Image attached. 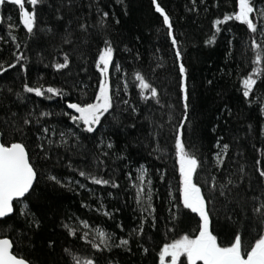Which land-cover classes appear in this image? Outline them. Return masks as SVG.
I'll return each instance as SVG.
<instances>
[{"label": "trees", "instance_id": "16d2710c", "mask_svg": "<svg viewBox=\"0 0 264 264\" xmlns=\"http://www.w3.org/2000/svg\"><path fill=\"white\" fill-rule=\"evenodd\" d=\"M164 2L168 6L165 13L170 18L172 33L176 32L181 40V56L184 57L187 80L194 91L193 141L196 144L199 141L211 145L212 132L216 129L234 142L243 138L244 129L248 126L264 133V99L257 91L262 75L257 79L250 96L246 98L243 95V80L254 68L263 69V63H252L256 54L252 41L255 39L259 44L258 31L251 33L247 28L249 55L245 69H241L240 65L245 60L242 51L228 57L227 44L220 50L214 48L223 25L216 32L214 21L238 10V0H228L221 5L210 1L205 5L195 6L189 0ZM27 8L31 11L28 5ZM112 8L116 13L111 11ZM97 10L108 13L106 20L94 19L93 14ZM81 24L88 26L87 32L81 31ZM167 30L169 29L164 25L163 17L155 11L150 0H45L44 4L37 7V22L33 33L21 41L19 48L14 45L7 56L0 54V65L4 68H8L10 64L16 65L0 74L1 141L6 144L24 143L30 162L37 172L33 189L26 196L30 202V218L26 219L24 229L9 226L13 233L7 238L13 244V254L18 258L22 257L16 251L23 255L25 261L30 260L34 264H75V259H79L81 264L88 259L94 260L95 264H109V260L114 264H157L156 258L163 245L183 236H171V224L167 218H163L159 220L158 237L162 245L158 252L142 242L144 246H136L134 255L117 253L108 256L104 250L92 248V243L98 244L92 235L87 234L83 243H79L69 234L71 227H64L76 217L87 222L91 228L99 227L112 232L116 222H124L127 215L124 204L128 200L118 183L117 169L106 157L104 150H99L97 134L83 131V126L72 124L69 116L65 115L75 114L67 108V104L77 103L78 95L85 91L87 78L82 73L91 71L87 66L99 43L111 38L117 45L114 56L120 60L123 71L130 77L140 98L135 73L167 82V74L160 59V53L172 47L169 40L166 42L167 48L163 45L162 36L168 35ZM68 33H71L70 43L65 42ZM209 40L212 43H208ZM21 55L23 59L17 63V57ZM65 55L69 59L68 67L58 70L55 65L63 63ZM71 67L74 68L73 71ZM47 72L52 78L47 79ZM46 80H55L64 95L46 99L24 91L25 85L46 89ZM159 99L160 104L154 100H141L145 109L151 105L169 117L168 105L162 102L160 94ZM41 113L49 115L41 116ZM118 117L121 119L112 123L110 129L113 133L108 136L118 147V159L129 157L135 161L154 162L152 151L145 149L152 145V137H148V133L139 134L133 130L136 124L133 115L122 113ZM24 119H30L32 123L25 125ZM142 121L143 126H153V137H160L159 130L164 123L154 120L149 112L143 115ZM17 127L22 131H17ZM44 127L51 130L47 136L41 131ZM237 131L240 132L239 138ZM60 133L65 135L61 137ZM38 137L43 138L39 141ZM49 140L52 141L51 144ZM257 147L264 153V142L258 143ZM235 152L243 155L245 150L237 147ZM177 166L176 178L180 182L178 162ZM243 167L242 158L234 162L228 173L232 184L241 178V169L245 172ZM81 170L110 180L118 186L94 184L90 179L79 175ZM50 176H55L60 182L50 180ZM258 181L261 192L264 193V180L258 178ZM247 183L248 181L241 190L234 193L231 211L225 213V221L229 226L222 223L219 225L224 241H233V236L242 227V216L246 211L250 214L255 207L254 196L244 197L241 194L246 192ZM262 200L264 201V195ZM182 208L186 216L185 222L196 223V231L197 215L183 205ZM249 220L251 223L255 221ZM0 238H6L3 231H0ZM144 247L149 250L147 255ZM66 249L70 251L66 252Z\"/></svg>", "mask_w": 264, "mask_h": 264}, {"label": "rangeland", "instance_id": "374dc122", "mask_svg": "<svg viewBox=\"0 0 264 264\" xmlns=\"http://www.w3.org/2000/svg\"><path fill=\"white\" fill-rule=\"evenodd\" d=\"M150 1L153 3V0ZM210 1H215L216 5H221L228 0H189V2L194 6L205 5ZM157 2L164 9V11L167 10L168 6L165 4L164 0H157ZM254 3L257 9H264V0H257ZM25 7L27 8V4ZM111 11L116 13L114 8H112ZM103 13L105 12H100L99 10L95 11L93 14L94 19L101 18V20H106V17H103ZM9 17H11L10 20L8 19ZM254 23H256L258 28L259 44L264 45V35H262L260 31V29L264 27V20H262L258 13L254 14ZM247 31L246 25L238 21L233 20L226 22L222 25L221 31L214 46L215 50H220L227 44L229 50L228 57L238 55L239 50L242 51L245 60L243 59V61L240 63L241 69L246 68L249 55ZM168 32L169 30H167V34ZM28 34L29 33H27L26 29L21 23L18 6L10 3L0 6V54H2L3 57L7 56L11 52L13 46L20 44L21 41L28 37ZM172 34L178 41L176 48L182 52L181 40H179V36L176 32ZM12 36L15 37V41L12 40ZM162 37L163 45H165L164 48H167L168 43L166 42L168 40L171 42V38L169 35ZM105 40L109 41L114 49L113 65L118 64L121 70L116 71L114 66H110L109 68V80L112 86L114 106L110 112L105 114V117L102 118L101 125L97 126V131H95V134H97L99 150H104L106 157L111 163L114 164L117 169L118 183L121 187L124 197L128 201H126V204H124V207L127 211L126 220L124 222L120 220L117 221L112 232L105 231L106 233L112 234L113 236V239L109 241L112 247L104 248V245H100V247L104 249V252H106L108 256H114L117 253L131 256L135 254V251L138 247L144 246L142 242H146L151 248L154 249L155 252H158L162 245L158 237L160 219L167 218L169 220L171 224L169 233L171 236H178L184 233L193 234L196 227V223L185 222L186 216L182 208L179 191L180 182L176 178V170L178 166L174 147V132L175 127L180 123L184 113L182 92L180 87L181 76L179 73V64L182 62L185 66L184 57L181 56L178 60L175 55L176 48L173 46L172 48L170 46L165 52L160 53V59L167 74V82H161L155 77L145 76L148 82L157 88L162 102H165L168 105L169 117H167L163 115V112H160V109H157L154 106L150 105L147 107L148 109L144 108L145 105L136 94L130 77L123 71L120 60L114 56L115 52H117V45L111 38ZM105 40H102L99 43L91 63L87 66L89 69H91V71L89 72L86 70L84 73H82V76L87 78V82L84 84L85 91L81 93V95H78L77 103L84 104L94 101L95 95L98 92L99 83L102 79L100 72L96 68V62L98 60L99 51L104 47ZM262 65L264 69V63ZM46 69L48 70V68ZM71 70L73 71L74 68L71 67ZM46 77H48L47 79L52 78L49 72L46 73ZM46 82L47 87L61 89L55 80H46ZM125 84H127L126 88L124 87ZM187 85L189 107L188 119L186 121L183 139L187 146V150L193 152L201 160V168L198 170V175L195 178V182L200 184L206 196L212 197L209 208L211 209V229L213 234L217 236L218 242L221 243V245L228 246L230 245L232 239L226 241L223 240V233L220 230L219 225L222 223L227 227L229 226V224L225 221L227 217L225 213L229 212V210L231 211L230 206L232 205L234 193L237 192L238 189L241 190L242 186L244 187L245 185L244 183L248 181L246 192L244 193L243 191H240L243 192L241 194L244 197L248 195L254 197L259 196L260 199L255 200L254 206H258L259 203L263 201L261 187L258 181V178L261 179V177L259 176L257 169H264V153L258 149L257 144L264 142V133L258 131L253 126H248L244 129L245 133L243 138L234 142L233 140L226 138L224 134L219 133V131L216 129L212 132L213 141L211 145H206L199 141L198 144H196L192 139V118L193 108L195 105V99L193 97L194 91L188 80ZM257 91L263 96L264 99V75L261 76L257 84ZM125 100L128 101V104L124 103ZM133 108L136 110L133 111ZM147 112L153 115L154 120L165 124L163 128L159 130V138L153 137V135H151V129L153 128L152 125L147 124L146 126H143L142 118ZM122 113L128 116L133 115L136 121V124L133 127L135 132H139V134L148 133L147 136L152 137L153 146L151 145L149 146L150 148L145 149H149L150 152L152 151V154L155 156L154 162L135 161L133 159L131 160L129 157L118 159L116 154L118 147L110 138H108V136L113 133V130L110 129V126L112 123H116V121L121 119L118 116H120ZM71 123L76 124L72 121ZM237 135L239 138V131H237ZM38 139L39 141L41 140L40 137H38ZM217 141H219L221 144L229 145L228 152L224 159V164L220 167H217L215 162V153L219 151V149L216 147ZM108 144H111L112 147L108 148ZM237 147L244 148L245 153L243 155L236 153L235 148ZM240 158H242L245 172H241V178H239L235 184H228L230 179L228 178V173L233 168L234 162ZM257 161L260 163L258 164ZM141 167L147 171L145 179L151 180L152 197L150 201H148L147 197H145L143 205L138 204L136 201V185L139 184L137 175ZM212 177H215L218 184L226 183L228 185L225 189L224 196L219 195L218 191L209 192V185L206 184L205 181L207 180L210 182ZM257 189H259V192H257ZM149 203L151 204L152 209H154V211H151L150 214L143 211V208ZM29 210L30 202L27 198H24L14 204V212L9 218L0 221V231H3L6 234V238L11 236L13 233V230L9 226L12 225L19 230L24 229V223L26 222V219L30 218ZM242 217L244 221L239 232L241 233L245 247L247 248L252 243H254L255 239L258 237L260 225L258 223V218L254 217L252 211L250 214L248 211H246ZM249 219H254L255 221L251 223ZM141 223H143V232L138 233L135 230L139 228ZM84 224L85 223L82 219L76 217L69 221V226L71 229L75 230L76 233L75 235H72L73 239L79 243H83L85 234H89L97 240L98 244H100L96 230L103 229L99 227L94 229L91 228V226L85 227ZM121 239H127L129 244L127 246L116 247L115 245L119 244ZM16 253L25 259L23 255L19 254V252L16 251ZM147 253H149V250L145 252V255H147ZM27 262L29 264H34L30 260ZM108 262L109 264H114L111 262V260ZM157 264L159 263L157 262Z\"/></svg>", "mask_w": 264, "mask_h": 264}, {"label": "snow or ice", "instance_id": "6c2138e0", "mask_svg": "<svg viewBox=\"0 0 264 264\" xmlns=\"http://www.w3.org/2000/svg\"><path fill=\"white\" fill-rule=\"evenodd\" d=\"M71 2V0H69ZM10 3L18 6L19 16L23 27L27 33L31 34L36 27L37 22V7L45 3V0H0V6ZM28 5L31 11L25 7ZM155 5V11L163 17V23L169 29L168 35L171 38V44L176 48L178 41L172 34V24L169 16L165 13L164 9L160 6L157 0H153ZM258 13L264 20V9H257L255 7L254 0H238V10L232 14L225 15L222 19L214 21V27L216 32L220 31V25L235 20L244 25L250 30L251 33L258 31L256 23H254V14ZM108 13H103V17H107ZM9 20L11 17L8 18ZM118 22V21H117ZM87 25L81 24V31L87 32ZM261 34L264 35V27L260 29ZM10 34V33H9ZM71 33L65 38L66 43H70ZM15 41V37H11ZM214 40V37H213ZM208 43H212L209 40ZM19 48V44H17ZM252 48L255 50V59L252 61L255 65H261L264 63V45L258 44L255 39L252 41ZM113 52L114 49L111 43L107 40L104 41V47L99 51L98 60L96 62V68L101 74V81L98 86V92L95 95L94 101L91 103H68L67 108L73 110L75 114L65 113L69 116V119L76 123L77 126L83 125V131L87 133H93L97 131V126L101 125L102 118L105 114L109 113L113 108V92L112 86L109 80V68L114 66L116 71H120V66L113 65ZM175 55L179 60L181 52L176 48ZM23 59V56L17 57V63ZM69 64L68 56H64V62L58 63L55 67L59 69L67 68ZM15 64L8 65V68H14ZM23 67V66H22ZM8 68H4L0 65V74L8 71ZM186 68L183 63L179 64V73L181 76V92L183 100L184 113L180 123L175 127L174 132V147L177 162L179 165L180 176V198L182 205L185 209L190 210L199 217V224L194 235L185 234L178 239H175L171 243L164 244L159 251L158 260L159 264H264V201L260 202L258 206L253 207L252 212L254 217L258 218L260 225V231L258 237L255 239L249 247H245L242 235L237 232L233 241L228 246H222L218 242V238L211 229V209L209 208L211 196H206L202 190L200 184L195 182V178L198 175V170L201 168V160L193 153L187 150V146L184 142L183 136L186 128V121L188 119V85ZM264 75V69L254 68L252 73L243 80V95L249 97L253 92V86L256 85L257 79ZM255 77V78H254ZM135 81L138 82L139 95L144 101L154 100L157 104H160L159 92L146 77L139 72L135 73ZM127 87V84L124 85ZM24 91L27 93H34L37 97H44L46 99H52L56 96H63L62 90L48 87L43 89L41 87H30L25 85ZM50 94V95H49ZM128 104V101H124ZM163 106V105H161ZM136 109L133 108V111ZM49 113H41V116H47ZM25 125H30L32 121L30 119H24ZM17 131H22L19 127ZM45 136L50 133L48 127L41 129ZM52 134H55L54 132ZM61 137L65 133H60ZM72 135H75L74 133ZM0 136H3V132H0ZM43 137H41L42 139ZM52 141L49 140V144ZM66 143V141H64ZM43 147V145H41ZM108 148L112 145L108 144ZM216 147L219 149L215 153V162L217 167L223 166L225 156L228 152L229 145L221 144L217 141ZM106 155V153H105ZM259 164L260 162L257 161ZM241 171H243L241 169ZM259 176L264 180V169H257ZM79 175L90 179L92 183L97 185L111 184L113 187H117L115 183L110 180L98 178L92 176L83 170L79 172ZM146 169L141 167L137 175L139 184L136 185V201L138 204L143 205L145 197L147 200H151V180H146ZM50 180L59 183L55 176H50ZM37 180V172L30 162L29 152L27 147L22 142H0V218H5L14 212V201L22 200L33 189L34 182ZM209 185V192H219V195H225V189L227 184H218L215 177L211 178V181H205ZM232 181L229 180L228 184ZM83 187V185H81ZM147 188V191H146ZM261 195H264L262 193ZM254 200H259V196L253 197ZM143 211L149 214L152 209L151 204H147L143 208ZM108 215V213H105ZM88 227L87 222L84 224ZM65 228H69V225L65 224ZM97 236L100 244L92 243V248L102 251L100 245H104V248H110L112 245L109 243L113 239L112 234L106 233L103 230L97 229ZM138 233L143 232V223L136 229ZM69 234L75 235V230L69 228ZM87 234H85L86 236ZM129 241L127 239H121L116 247L127 246ZM13 244L8 238H0V264H28L23 258H18L12 252ZM66 252L70 250L66 249ZM146 252L147 249H144ZM183 258V259H182ZM75 259V258H74ZM75 264H81L79 259H75ZM83 264H95L94 260L88 259Z\"/></svg>", "mask_w": 264, "mask_h": 264}, {"label": "water", "instance_id": "95a60500", "mask_svg": "<svg viewBox=\"0 0 264 264\" xmlns=\"http://www.w3.org/2000/svg\"><path fill=\"white\" fill-rule=\"evenodd\" d=\"M0 142H2V141H1V136H0ZM34 184H35V182H34ZM33 186H34V185H33ZM30 192H31V191H30ZM27 195H28V194H27ZM27 195H26V196H27ZM23 199H24V198H23ZM19 201H20V200H19ZM16 202H17V201H14V204H15ZM12 214H13V213H12ZM12 214H10L9 216H7V217H5V218H0V221H1V220H4V219H6V218H9ZM12 252H13V248H12ZM28 264H29V263H28Z\"/></svg>", "mask_w": 264, "mask_h": 264}, {"label": "flooded vegetation", "instance_id": "af4514ba", "mask_svg": "<svg viewBox=\"0 0 264 264\" xmlns=\"http://www.w3.org/2000/svg\"><path fill=\"white\" fill-rule=\"evenodd\" d=\"M197 215V214H196ZM197 218H198V224H199V217H198V215H197ZM186 234V233H185ZM185 234H183V235H185ZM192 234V233H191ZM194 234H195V232H194ZM194 234H192V235H194ZM188 235H190V234H188ZM222 246H224V245H222ZM227 246V245H226ZM157 259V262L159 261L158 260V258H156Z\"/></svg>", "mask_w": 264, "mask_h": 264}]
</instances>
